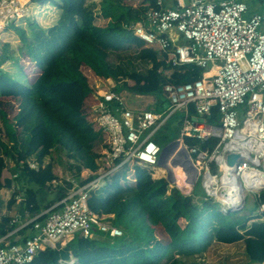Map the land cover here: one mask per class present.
Wrapping results in <instances>:
<instances>
[{
	"label": "trees",
	"instance_id": "trees-1",
	"mask_svg": "<svg viewBox=\"0 0 264 264\" xmlns=\"http://www.w3.org/2000/svg\"><path fill=\"white\" fill-rule=\"evenodd\" d=\"M34 3L52 4L59 15L49 24L29 20L30 35L25 26H15L27 54L41 69L34 81L26 83L0 66V95L21 99L13 121L0 106V191L11 184L3 177L8 160H14L18 168L21 159L31 156L44 162L52 150L65 151L80 164L78 169H97L95 158L100 154L102 138L87 124L82 112L92 89L84 67L103 78H113L118 91L154 95L159 111L170 104L164 91L166 83L195 81L203 72L195 63L172 66L161 52L145 45L125 27V23L145 14V5L101 0L97 14V5H89L88 0ZM98 15L110 19L108 24H97ZM191 112L194 114V109ZM206 119L210 124H220L217 106ZM185 140L189 144L201 142L188 136ZM218 141L219 137L212 136L202 146L213 148ZM24 169L42 185L55 177L51 163L39 170L30 169L28 164ZM105 188L115 192L113 197L101 201L94 191L89 205L98 212L114 213L113 223L124 230L123 235L90 238L78 233L66 246L47 248L26 264H60L61 258H69V251L79 264L264 263V214L253 215L252 210L245 209L224 212L208 199L197 204L192 195L170 187L166 178L154 179L140 167L135 186L121 184L117 176ZM30 195L28 204L35 212L40 208L38 199L34 193ZM260 200L264 202V195ZM147 216L163 226L167 243L156 236ZM213 256L215 260L210 259Z\"/></svg>",
	"mask_w": 264,
	"mask_h": 264
},
{
	"label": "built area",
	"instance_id": "built-area-1",
	"mask_svg": "<svg viewBox=\"0 0 264 264\" xmlns=\"http://www.w3.org/2000/svg\"><path fill=\"white\" fill-rule=\"evenodd\" d=\"M134 5H145V14L125 27L147 46L158 49L172 66L195 63L203 69L202 76L195 81L166 83L170 106L157 112L131 108L115 81L90 73L94 89L82 112L104 133L98 175L75 186L49 210L44 221L31 220V235L12 240L14 232H10L1 237L0 264L31 263L47 248L68 244L77 233L90 238L99 232L123 235L124 230L109 215L89 205V198L127 168L133 173L135 166L144 167L152 177H161L166 171L160 164L163 146L153 136L178 110L185 114L180 142L193 164L209 175L200 180L206 197L215 198L229 212L242 207L246 190L264 195V0H135ZM36 8L34 0H0V37L11 25L27 23ZM242 105L243 113L239 110ZM214 106L220 112L219 125L206 122ZM187 136L202 141L216 136L219 141L210 149L186 143ZM230 153L240 154L234 165L228 162ZM28 164L39 167L36 162ZM211 188L218 192H209ZM19 191L16 186V198L22 201ZM259 212L264 213V202L259 204ZM11 220L14 223L17 218ZM75 262L72 256L61 263Z\"/></svg>",
	"mask_w": 264,
	"mask_h": 264
},
{
	"label": "crops",
	"instance_id": "crops-1",
	"mask_svg": "<svg viewBox=\"0 0 264 264\" xmlns=\"http://www.w3.org/2000/svg\"><path fill=\"white\" fill-rule=\"evenodd\" d=\"M100 1L101 0H88L89 5L94 4V3L97 5L95 8L97 14H100V5H99ZM133 1L134 0H128V2L131 5H134ZM46 9L51 10V15L49 16L50 17L49 21H51V22L56 21V19L58 18V15H59V9L51 7V4H49V5L45 4L42 6L37 5L35 14H38L39 12H43V17H44V16H46L45 13L48 14V10H46ZM36 18H38V15L34 19H36ZM97 18L100 19L101 17L98 15ZM102 18L107 19L108 21L106 24H108L110 19L104 18V17H102ZM142 18H143V16L139 20H141ZM26 24L27 23H25V25ZM47 24H49V23H47ZM99 25H102V24H99ZM90 71L93 75L98 76L102 79H105V80L111 79V80L115 81L111 77L103 78V77L95 74L92 70H90ZM88 78H89L90 85H91L92 81H91L89 76H88ZM117 86H118V84H117ZM117 86H116V89H117ZM91 87H92V85H91ZM92 89H94V88L92 87ZM92 89H91V92L85 98L83 105L85 104L86 100H88V101L91 100L92 92H93ZM119 92H121V94L125 98V101L128 104V106H130L133 109L149 108V109H153L157 112H164L170 106V104H169V106L167 107L166 110L159 111L157 109V100H156L154 95L134 93V92H131V91L126 90V89H123L122 91H119ZM130 98H134L135 101L137 103L139 101V103L135 104L134 101L131 100ZM192 117L196 118V114L192 113ZM169 119H170V117L166 120V122H168ZM183 121H184V117H183ZM86 122L91 127H93V125L90 124L87 119H86ZM166 122H164V123L166 124ZM204 122H205V119H204ZM206 122L208 123L207 119H206ZM163 126H161V128ZM161 128L159 130H161ZM93 130L97 133H100L101 138H102L101 151H100L99 156L97 157V158H99L102 154L104 133L102 130H99V129L94 128V127H93ZM159 130H157L155 132L154 136L156 135V133ZM178 137L179 136H177L175 138L174 137L170 138L169 142L177 139ZM165 140H167L166 137H164L163 139H160L159 141L162 143ZM155 141H157V140L155 139ZM160 142H158V143L160 144ZM169 142L165 143L164 145L168 144ZM202 142L203 141L201 140V142H197L194 144H201L202 145ZM204 148H210V147H204ZM210 149H212V148H210ZM97 158H95L96 159L95 164L97 166V169H91V168H87V167H81L80 169H78V165H80V164L76 163L72 158L68 157V155L65 153V151H62V150H52V153L50 154V156H48L46 158V160L44 162L39 161V159L36 158L35 156L28 157V158H26V160H24L25 161L24 164H21V163L19 164L18 168H16V166H15L16 162L14 160H8L7 166L3 170V177L6 179H9L11 181V184L3 187L0 191V238L7 235L10 232H14V234L10 236V238L12 240L21 239L23 237H27V236L31 235L34 232L31 229V225H32L31 220L38 217L39 220L44 221L45 216L47 215L49 210L51 208H53L54 206H57L59 201H61L63 198H65L68 195V193H70V191L75 186L85 184V183H87V182H89V181H91L97 177V175H98V159ZM21 160H23V159H21ZM28 162H36L39 167L38 168H32L29 166ZM48 163L52 164V171H53L55 177L53 178L52 181L47 182L46 185H42V184L36 182L33 179V177L29 175V171L24 169L27 167V164H28L30 169L39 170L41 167H45ZM138 167H140V166L134 167L135 171L133 173H130L128 168H127V169L117 173L115 175V177H117V176L120 177L121 184L128 183V185L130 184L131 186H135V184L137 182V168ZM140 168L148 171L147 168H144V167H140ZM115 177H113L112 180ZM159 178H163V177L161 176ZM159 178H154V179H159ZM199 178L202 180V177H199ZM166 179H167V177H166ZM112 180L106 181L105 183H103L102 186L100 187V189L96 191V193H98L96 195H98L100 197L101 201H102V199L105 200L106 198H109V197L111 198V196L114 195L115 192L112 189H106L105 188V186L107 184L112 183ZM131 180H135V181H131ZM170 183L171 182L168 180L169 186H170ZM16 186H18V188L20 189L19 193L24 196V200H22V201H19L16 198L17 192H14V188ZM200 186H201V184H200ZM179 189L182 192L181 188H179ZM201 190H202V188H201ZM31 193L32 194L34 193V195H36V199H38V203L40 206L39 210H37L35 212L30 209V206H33V205L28 204L29 196H30V198L33 196V195L32 196L30 195ZM168 194H170L169 191H168ZM186 195H188V194H186ZM255 197L256 198H255L254 202H255V206H256V210H257L256 214L260 216L261 214H264V213L259 212V204L262 201L260 200V197H258V196H255ZM205 199L207 200V198H205ZM215 203L218 205L219 210H222V209H220L221 204L216 199H215ZM240 210L241 209H239V210L237 209L234 211L237 212ZM100 213L109 215L110 216L109 218L111 220H112V217L114 215V213H107V212H104L103 210ZM13 218H17V221H15L14 223H12V220H11ZM4 219H9V220H11V222L6 223L7 220L4 221ZM25 224H27V225H25ZM6 229L8 230L7 233L5 232ZM4 232H5V234H3ZM104 235L107 236V234L99 232L94 237L103 238V237H105ZM66 245H58V246L64 247ZM72 256L77 261L75 264H79L78 258L76 256H74L72 251H69V258H67V259H70ZM67 259L61 258L60 264H62L61 262L63 260H67Z\"/></svg>",
	"mask_w": 264,
	"mask_h": 264
},
{
	"label": "rangeland",
	"instance_id": "rangeland-1",
	"mask_svg": "<svg viewBox=\"0 0 264 264\" xmlns=\"http://www.w3.org/2000/svg\"><path fill=\"white\" fill-rule=\"evenodd\" d=\"M247 1H249V0H247ZM133 3H135V0L133 1ZM47 5H49V4H47ZM51 7L57 9V7L52 5V4H51ZM46 10H48V9H46ZM45 14H46V16L43 17V12H39L38 14H35L33 16V18L30 19V21H33L34 18L37 17V15H38V18H36L37 21H39L43 24L51 23V21H49L50 20L49 16L51 15V10L49 9L48 14L47 13H45ZM95 21L97 24L105 25L108 20L103 19L101 17L100 19L97 18ZM15 26L16 25H14V24L11 25L10 28H8L4 33L1 34V37H0V66H1V68L9 71L15 77H18L19 79L23 80L24 82L31 83L32 81H34L39 76V74L41 73V69L38 66L36 60H34L32 57H30L27 54L26 47H25L24 43L20 40L18 33H17V28ZM22 26H25L28 34L30 35L31 29L29 28V24H26V25L23 24ZM83 69H84L85 74L89 75L91 73V71L89 69H87L86 67H84ZM166 73H170V71L166 70ZM131 83H133V82H131ZM130 99L133 100L135 104L139 103V101L137 103L134 98H130ZM20 102H21L20 97L0 95V106L8 112L9 117L12 121L18 112ZM244 109H245L244 105L239 107V110L241 111V113H243ZM184 115H185L184 112L181 110H178L174 114H172L170 116V119L168 120V122H166V124L161 128V130H159L156 133L154 138L158 142H160L159 140L163 139L164 137H166V139H170V138H173V137L175 138V137L179 136L177 139H180L182 128H183V117H184ZM162 143H160V144L163 146L164 144H162ZM175 155L181 157V155H179L178 152L175 153ZM193 158H194V156H193ZM175 160L178 161L179 159H175ZM195 167H197V169H198V166H195ZM190 168H189V170H190ZM185 169H186V167L183 168L184 171H185ZM181 172H183V171L181 170ZM198 172H197V174H198ZM182 174H184V172ZM175 175H176V173H175ZM161 176L166 178L167 172L165 171L164 174ZM176 177H177V175H176ZM200 180H201L200 178H197L196 182L192 185V188H191V186H190L191 189L188 188L190 191L187 194L192 195L194 197V202H196L197 204H200V202L205 198L215 202L214 198L206 197V194L201 190L202 186H200ZM131 181H135V180H131ZM178 183L179 182L177 179V182L170 183V186L182 189V186L179 185ZM245 193H246L245 201L243 202V205L240 209L241 210H244V209L245 210H252L253 215H257L256 214L257 210H256L255 202H254L255 198H256L255 196H257L256 193H254L252 190H246ZM147 220L151 224V226L154 228L156 236L162 242L167 243L169 241V237H168L167 233L165 232L163 226H161L157 221H155V219H153L149 216H147ZM182 222H184V221H182ZM210 259L215 260L214 256L211 257Z\"/></svg>",
	"mask_w": 264,
	"mask_h": 264
},
{
	"label": "bare ground",
	"instance_id": "bare-ground-1",
	"mask_svg": "<svg viewBox=\"0 0 264 264\" xmlns=\"http://www.w3.org/2000/svg\"><path fill=\"white\" fill-rule=\"evenodd\" d=\"M177 152H178L179 155H181V157L175 155V153H177ZM175 159H179V160L176 161ZM164 160H165L164 163L168 167H172L175 170V173L177 175V179H178L179 184L182 187L186 188V189L190 188L191 182L193 180V177H195V172L197 173L199 171L198 172V178L202 177V180L204 179V177L205 178L209 177L207 172L205 170H203L202 168H200L199 166H198V169L195 166L192 169L190 168V172L189 173H186L183 170V168L186 167L185 164H188L189 162H191V157L187 153V151L185 150L183 144H180L179 147L176 150H174L173 152L166 154V157H165ZM191 165L192 164H190V166ZM181 170L184 172V174H182L183 172H181ZM224 180H225V176L220 179V183L224 182ZM209 192L216 193L218 191L216 189H214V188H211V189H209ZM242 197L244 198L243 195H242Z\"/></svg>",
	"mask_w": 264,
	"mask_h": 264
},
{
	"label": "water",
	"instance_id": "water-1",
	"mask_svg": "<svg viewBox=\"0 0 264 264\" xmlns=\"http://www.w3.org/2000/svg\"><path fill=\"white\" fill-rule=\"evenodd\" d=\"M201 122H204V118H200ZM181 144L180 142V139H175V140H172L171 142H169L168 144L164 145L163 148H162V153H161V158H160V164L162 166H164L166 168V172H167V179L171 182V183H174V182H177V177L175 175V171L172 167H168L164 162H165V157H166V154L168 153H171L173 152L174 150H176L179 145ZM240 154L238 153H230L228 155V162L230 165H234L238 158L240 157L239 156ZM190 164H192L193 166H190ZM186 166V169L185 171H187L188 173L190 172L189 168H194V164H193V161L191 160V162H189L188 164H185ZM197 177H198V174L195 172V177H193V180L191 182V188H192V185L196 182L197 180ZM190 188V189H191ZM182 192L187 194L190 190L189 189H186V188H183L182 187Z\"/></svg>",
	"mask_w": 264,
	"mask_h": 264
}]
</instances>
